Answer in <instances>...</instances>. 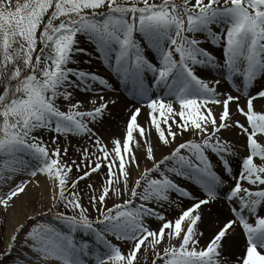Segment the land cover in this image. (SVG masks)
Segmentation results:
<instances>
[{"label":"snow or ice","instance_id":"1","mask_svg":"<svg viewBox=\"0 0 264 264\" xmlns=\"http://www.w3.org/2000/svg\"><path fill=\"white\" fill-rule=\"evenodd\" d=\"M258 79L264 0H0V228L15 217L0 264H141L149 251L152 264H264ZM121 103L124 134L105 140L96 126ZM73 138L89 142L77 158ZM38 176L49 196L33 207Z\"/></svg>","mask_w":264,"mask_h":264},{"label":"bare ground","instance_id":"2","mask_svg":"<svg viewBox=\"0 0 264 264\" xmlns=\"http://www.w3.org/2000/svg\"><path fill=\"white\" fill-rule=\"evenodd\" d=\"M81 39L83 41V38H81ZM80 46L86 48L87 46H89V44L86 42H82ZM91 49H92V51L90 50L89 52L94 53L93 47ZM208 51L210 53H212L213 55H215L217 58H219L221 56V53H219L217 51H214V50H208ZM77 59L79 61V67L85 68V69L92 71V72H96L102 76H108L109 75V71L104 68V66L102 65V63L99 60L95 59L94 55L92 57L80 55L79 57H77ZM90 59H91L90 64L85 63L86 61H88ZM198 74L204 75L208 80H215V79L220 78L219 76H217L214 73L209 72L207 70H205L204 72H200L198 70ZM260 80H263L261 82V85L264 86V79H260ZM224 82H226V81L222 80L221 85L219 86L222 91L227 90L230 87L229 84H225ZM232 94L237 95V93L235 91H233ZM254 104H255V107L257 108V110H260L261 106L264 104V100L257 99L256 101H254ZM232 107L234 108L235 106L232 105ZM216 110L218 111L219 109H216ZM110 111H111V115H107L104 119V122L100 125L105 126L106 130L111 133L112 137L113 136H122L124 134L125 121L128 118L126 106L123 103L119 104L118 106H111L110 105ZM145 119H146V111L142 110V113H141L140 117L138 118V121L141 125H144ZM154 135L155 134L153 133V136ZM227 135L229 136L230 140H235L238 145L243 143V138H238L233 133L227 134ZM37 179L40 181L41 187H39V188H37L35 186L29 187V195H30V197H32V199L34 201L33 207H37V205L35 204V201H37V200L42 204H47V197L49 196V189H48V186H47L44 178L42 176H38ZM25 199H27V197H22L21 200L16 201L17 206H18V208H17L18 211H19V206L21 204V201H23ZM0 214L3 215L2 212H0ZM174 214H175V212H170L169 213L170 218ZM14 218H15L14 216L10 215L8 218V224L5 227H3L2 235H0V240H2L1 245H0V250H2L4 245H5L6 237L11 230V224L14 221ZM153 226H155V224H153ZM212 231H213V225L207 226V230L205 231V239H202V241H201L202 244L205 243L206 239L212 234ZM243 250H244V241H243L242 236L239 234V231H237V233H234L232 235V237L229 238V241L226 243L225 255L231 257L232 259H235V257L240 255ZM152 259H153V255H152V253H150L149 260L151 262L149 261L148 264H152Z\"/></svg>","mask_w":264,"mask_h":264},{"label":"rangeland","instance_id":"3","mask_svg":"<svg viewBox=\"0 0 264 264\" xmlns=\"http://www.w3.org/2000/svg\"><path fill=\"white\" fill-rule=\"evenodd\" d=\"M16 2V0H13V4ZM21 2H23V0H21ZM156 2L157 3H159L160 2V0H156ZM176 2L177 3H181V0H176ZM86 48H88V50L90 51H92V46L89 44V46H87ZM264 105V104H263ZM96 128H97V131H98V133L102 136V137H104L105 138V140H107V138H109V137H112V135H111V133L109 132V131H107L106 130V128H105V126H101V125H97L96 126ZM38 135H40V133H37ZM48 138V136L47 135H45V139H47ZM62 144H63V141L61 142ZM89 142H87V141H78V140H76L75 138H73L72 140H71V144H72V146L71 147H69V153H68V156L69 157H72V158H77V154H76V145L77 144H79L81 147H85V146H87V144H88ZM68 157H66L65 159H67ZM73 174H75V172L73 173ZM98 179V177H93V180H97ZM80 188L83 190L84 188H85V183L84 182H82L81 183V185H80ZM0 217H3V215L2 214H0ZM2 231H3V227L0 229V235H2ZM1 241L2 240H0V245H1ZM113 243H118L117 241H115L114 239H113ZM122 250H125L126 251V247L125 248H123ZM142 251H143V247H142ZM150 251L149 252H147L146 254H144V255H141V254H138V256H140V260H141V264H148L149 263V258H150ZM151 262V261H150Z\"/></svg>","mask_w":264,"mask_h":264}]
</instances>
